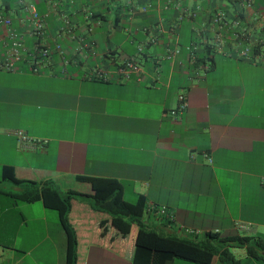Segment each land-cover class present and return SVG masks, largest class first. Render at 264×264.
I'll return each mask as SVG.
<instances>
[{
	"label": "crops",
	"instance_id": "1",
	"mask_svg": "<svg viewBox=\"0 0 264 264\" xmlns=\"http://www.w3.org/2000/svg\"><path fill=\"white\" fill-rule=\"evenodd\" d=\"M26 3L45 16L53 64L40 74L24 60L0 69V264L67 262L58 212L19 199L5 165L64 192L93 193L78 175L118 179L125 199L128 191L146 196L145 223L167 235H264V52L250 51L264 43V0H0L32 48ZM10 44L0 22V59ZM132 57L141 71L129 80L90 78L99 69L117 76ZM181 90L188 108L174 118L168 110ZM17 130L46 143L26 148ZM72 219L79 264H133L135 230L122 231L87 202ZM232 251L242 264L264 262L245 247ZM210 264L224 263L216 255Z\"/></svg>",
	"mask_w": 264,
	"mask_h": 264
},
{
	"label": "trees",
	"instance_id": "2",
	"mask_svg": "<svg viewBox=\"0 0 264 264\" xmlns=\"http://www.w3.org/2000/svg\"><path fill=\"white\" fill-rule=\"evenodd\" d=\"M250 51L254 55L264 52V43L253 44ZM3 178L21 187V193L17 194L19 199L26 202L42 200L45 206L58 212L67 235L66 264H79L80 259V235L72 219L78 202H87L93 210L109 215L122 231L131 233L135 230L133 264H169L176 258L210 264L216 255L224 264H242L232 251L233 247H245L249 257L264 260L263 236L223 235L219 231H208L204 237L188 238L149 228L144 221L146 196L141 194L135 201L125 199L124 185L115 178L78 175V180L91 185L92 194L75 190L64 192L50 180L20 178L13 165L3 167Z\"/></svg>",
	"mask_w": 264,
	"mask_h": 264
},
{
	"label": "built area",
	"instance_id": "3",
	"mask_svg": "<svg viewBox=\"0 0 264 264\" xmlns=\"http://www.w3.org/2000/svg\"><path fill=\"white\" fill-rule=\"evenodd\" d=\"M254 0H247V4L251 6ZM25 9L29 13V27L30 30L28 34L35 37V44L32 48H28L25 45V42L19 37V34L13 28V20L10 16H6L0 11V22L5 27L9 37L11 38V44L8 50L7 57L0 59V69L6 71H15L18 69L17 63L24 60L27 62V65L32 69V71L36 74H40L46 67H51L53 64V49L51 45L45 40V28L46 21L45 16L42 15L37 7L32 3H26ZM260 18L264 19V14H260ZM216 22L223 23L225 22L224 13H220L216 17ZM219 41L222 40V34L219 35ZM149 43L147 42L146 45ZM144 46L139 48V51H143ZM57 49L61 50V46L58 44ZM190 53L193 59L196 57L197 45L193 44L190 47ZM249 49H243L242 54L247 55ZM181 52L180 47H176L175 49L168 50V57L175 58ZM26 57V58H25ZM209 68V65L207 66ZM141 68L135 57L123 62L118 70L117 76L109 73L106 70H94L93 74L90 76L91 79L104 80V81H126L129 80L134 73H139ZM178 105L176 108L168 110V113L171 114L172 117L176 118L180 113L185 111L188 108V96L185 90H181L177 96ZM16 135L18 137L19 142L26 148H34L36 145H43L46 143V140H36L30 137L25 131L17 130ZM165 210V209H164ZM171 218V216L169 217ZM172 220V218H171ZM243 225V224H242ZM190 234L196 233L192 230H186Z\"/></svg>",
	"mask_w": 264,
	"mask_h": 264
},
{
	"label": "rangeland",
	"instance_id": "4",
	"mask_svg": "<svg viewBox=\"0 0 264 264\" xmlns=\"http://www.w3.org/2000/svg\"><path fill=\"white\" fill-rule=\"evenodd\" d=\"M90 186V185H89ZM126 199L127 200H129V201H135L136 200V198L134 197V195H132V193L130 192V191H128L127 193H126ZM55 213H57V211L56 210H53ZM202 232L203 231H200V234H202ZM264 233V232H263ZM223 234V233H222ZM224 235V234H223ZM264 236V235H263ZM243 264H247V262L246 261H244L243 262ZM248 264H257V262L256 261H251L250 263H248ZM260 264H264V262H260Z\"/></svg>",
	"mask_w": 264,
	"mask_h": 264
}]
</instances>
